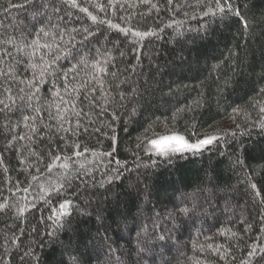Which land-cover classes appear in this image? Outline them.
Listing matches in <instances>:
<instances>
[{
  "label": "trees",
  "instance_id": "obj_1",
  "mask_svg": "<svg viewBox=\"0 0 264 264\" xmlns=\"http://www.w3.org/2000/svg\"><path fill=\"white\" fill-rule=\"evenodd\" d=\"M0 264H264V0H0Z\"/></svg>",
  "mask_w": 264,
  "mask_h": 264
},
{
  "label": "rangeland",
  "instance_id": "obj_2",
  "mask_svg": "<svg viewBox=\"0 0 264 264\" xmlns=\"http://www.w3.org/2000/svg\"><path fill=\"white\" fill-rule=\"evenodd\" d=\"M208 144L209 142H199L193 145L190 144L189 146L184 141L183 138L176 136V135L163 138L160 142L157 141L154 143L156 150L159 152L165 149H175V150L186 149V150H192L194 152H197L207 147Z\"/></svg>",
  "mask_w": 264,
  "mask_h": 264
}]
</instances>
